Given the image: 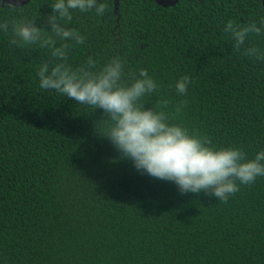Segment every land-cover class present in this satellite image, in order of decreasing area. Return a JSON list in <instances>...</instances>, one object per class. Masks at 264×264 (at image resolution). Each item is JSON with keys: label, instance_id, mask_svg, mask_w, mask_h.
Wrapping results in <instances>:
<instances>
[{"label": "trees", "instance_id": "trees-1", "mask_svg": "<svg viewBox=\"0 0 264 264\" xmlns=\"http://www.w3.org/2000/svg\"><path fill=\"white\" fill-rule=\"evenodd\" d=\"M105 2L102 17L73 13L86 36L73 68L120 57L126 75L144 68L158 82L145 108L175 115L183 99L177 119L213 146L264 149V59L238 57L222 31L264 14L261 0ZM49 3L5 5L0 20L18 13L48 30ZM12 38L0 33V264H264V177L220 203L137 171L98 133L101 109L39 89L48 51ZM251 43L264 50V36ZM185 74L181 98L172 84Z\"/></svg>", "mask_w": 264, "mask_h": 264}, {"label": "clouds", "instance_id": "clouds-1", "mask_svg": "<svg viewBox=\"0 0 264 264\" xmlns=\"http://www.w3.org/2000/svg\"><path fill=\"white\" fill-rule=\"evenodd\" d=\"M5 5L17 4L0 0V10L10 14L11 8L5 9ZM49 6L51 14L45 17L48 30L36 27L34 18L17 13L0 20V33L11 29L10 42L16 47L36 45L48 51L51 59L41 61L36 69L39 89L53 90L89 109H101L105 115L98 133L121 157L130 159L137 171L173 182L181 194L203 191L220 203H227L242 186L264 177V149L249 157L238 146H213L206 136L177 119L185 109V100L177 102L175 115L158 107L145 108V98L159 87L147 69L126 75L120 57H110L102 64L87 57L76 68L68 63L69 51L86 39L71 26L73 13L94 11L102 17L108 10L105 0H50ZM222 31L238 57L264 59V50L251 43L253 36H264V14L246 23L228 19ZM192 82L185 74L172 87L183 98Z\"/></svg>", "mask_w": 264, "mask_h": 264}, {"label": "water", "instance_id": "water-1", "mask_svg": "<svg viewBox=\"0 0 264 264\" xmlns=\"http://www.w3.org/2000/svg\"><path fill=\"white\" fill-rule=\"evenodd\" d=\"M30 0H12L13 3L17 4L16 6H23L27 4ZM160 7H171L174 6L179 0H153ZM264 8V2H262ZM118 0H114V8L117 9Z\"/></svg>", "mask_w": 264, "mask_h": 264}, {"label": "flooded vegetation", "instance_id": "flooded-vegetation-1", "mask_svg": "<svg viewBox=\"0 0 264 264\" xmlns=\"http://www.w3.org/2000/svg\"><path fill=\"white\" fill-rule=\"evenodd\" d=\"M179 1H180V0H179ZM179 1H178V2H179ZM200 1H206V0H200ZM178 2H177V3H178ZM177 3H176V4H177ZM261 5H262V7H263V4H262V2H261Z\"/></svg>", "mask_w": 264, "mask_h": 264}]
</instances>
